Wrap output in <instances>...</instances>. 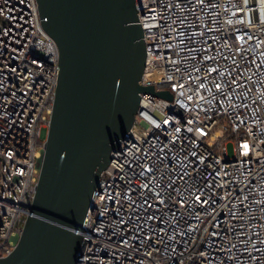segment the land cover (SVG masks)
<instances>
[{
	"label": "built area",
	"instance_id": "built-area-1",
	"mask_svg": "<svg viewBox=\"0 0 264 264\" xmlns=\"http://www.w3.org/2000/svg\"><path fill=\"white\" fill-rule=\"evenodd\" d=\"M143 82L77 264H264V0H136ZM58 49L37 0H0V258L39 180Z\"/></svg>",
	"mask_w": 264,
	"mask_h": 264
},
{
	"label": "water",
	"instance_id": "water-1",
	"mask_svg": "<svg viewBox=\"0 0 264 264\" xmlns=\"http://www.w3.org/2000/svg\"><path fill=\"white\" fill-rule=\"evenodd\" d=\"M58 49V81L35 196L0 264H77L83 222L112 152L134 124L146 47L136 0H37Z\"/></svg>",
	"mask_w": 264,
	"mask_h": 264
}]
</instances>
